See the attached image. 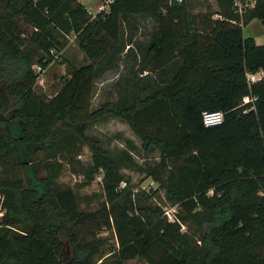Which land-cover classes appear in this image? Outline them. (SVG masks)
Segmentation results:
<instances>
[{
  "label": "trees",
  "instance_id": "1",
  "mask_svg": "<svg viewBox=\"0 0 264 264\" xmlns=\"http://www.w3.org/2000/svg\"><path fill=\"white\" fill-rule=\"evenodd\" d=\"M233 1L193 15L185 0H113L92 15L78 0H0V264H102V228L114 231L115 264H264V43L242 33L250 19L264 27V0L243 26ZM134 15L156 24L139 70L175 68L144 95L137 72L131 100L89 110L97 65L119 50L121 22ZM70 34L89 62L70 66L46 97L36 81ZM259 70L248 83L246 72ZM206 110H221L223 122L205 126ZM107 117L127 122L143 151H158L149 176L177 204L185 231L151 193L119 187V166L99 143L91 163L73 170L89 180L102 171L106 201L88 211L58 185L87 128Z\"/></svg>",
  "mask_w": 264,
  "mask_h": 264
},
{
  "label": "rangeland",
  "instance_id": "2",
  "mask_svg": "<svg viewBox=\"0 0 264 264\" xmlns=\"http://www.w3.org/2000/svg\"><path fill=\"white\" fill-rule=\"evenodd\" d=\"M78 1L85 5L92 15L101 10L102 4L104 11L108 9L106 7L108 0ZM185 2L188 11L193 15L214 12L219 7L217 0H185ZM251 4L249 2L247 9L252 7ZM212 17H217V14L213 13ZM155 27L154 20L147 15L128 16L122 20L120 28L122 38L119 50L109 59L97 65L89 110L97 108L107 100H115L120 96H124L127 101L131 100L132 75L136 77L137 72L139 73L137 79L141 95L158 87L169 78L175 68L174 62H170L164 71L153 68L151 64H148L142 71L139 70L142 55L154 34ZM242 33L245 37H252L256 44L264 43V27L258 19H250L243 26ZM88 62L89 59L84 56L74 36L70 34L67 36L65 48L57 55V59L40 73L36 81L38 90L46 97H50L64 81L63 79L67 76L66 71L70 66H78ZM86 134L90 139L83 145L81 153L76 158L78 161L74 163V168L70 169L69 166L65 165L57 180L60 187H68L74 191L80 208L94 211L106 201L102 171L99 170L94 174V178L89 180L83 173L73 170L79 171L80 167H86L91 163L93 150L98 147V143L107 152V156L119 166L117 171L122 176L119 187L128 185L134 193H151L152 196L165 202L163 190L159 189L158 183L149 176L150 169L158 161V151L156 149L143 151L140 139L127 122L118 118L107 117L93 122L87 128ZM3 212L0 208V216ZM83 233L89 237L86 232ZM97 236L104 240L102 264H115V256H109V251L118 248L114 231L102 228ZM99 262L100 260L96 259V264ZM123 264L146 263L141 259L134 258L126 260Z\"/></svg>",
  "mask_w": 264,
  "mask_h": 264
},
{
  "label": "built area",
  "instance_id": "3",
  "mask_svg": "<svg viewBox=\"0 0 264 264\" xmlns=\"http://www.w3.org/2000/svg\"><path fill=\"white\" fill-rule=\"evenodd\" d=\"M113 0L106 1V7L109 6V3ZM181 1V0H177ZM249 2H251V6L253 7L255 4V0H234L233 6L236 13L239 15V25L243 26V16L245 15L247 8L249 6ZM104 6L100 7V11H104ZM36 72H39V67H34ZM246 80L248 83L255 82L259 80L263 76V71L259 70L255 73L246 72ZM256 99L255 96H244L242 98V103H247L249 101H254ZM224 113L221 110H213V111H203L202 112V121L205 126H216L223 122ZM153 201L161 208L163 216L167 219V221L172 223H178L180 225V230L185 231V226L180 222L178 217V206L177 204H170L166 200L165 202L153 197ZM2 210V209H1ZM4 211V210H3Z\"/></svg>",
  "mask_w": 264,
  "mask_h": 264
}]
</instances>
